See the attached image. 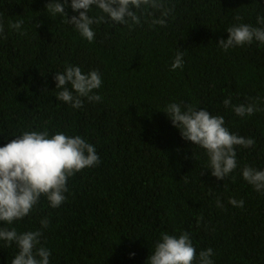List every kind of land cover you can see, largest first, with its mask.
<instances>
[{"label":"trees","instance_id":"obj_1","mask_svg":"<svg viewBox=\"0 0 264 264\" xmlns=\"http://www.w3.org/2000/svg\"><path fill=\"white\" fill-rule=\"evenodd\" d=\"M0 264H264V0H0Z\"/></svg>","mask_w":264,"mask_h":264}]
</instances>
